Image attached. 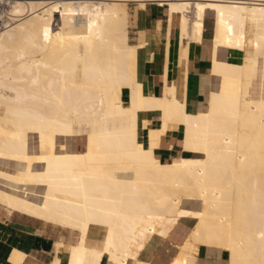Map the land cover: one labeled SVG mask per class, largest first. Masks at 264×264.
<instances>
[{"label":"bare ground","instance_id":"obj_1","mask_svg":"<svg viewBox=\"0 0 264 264\" xmlns=\"http://www.w3.org/2000/svg\"><path fill=\"white\" fill-rule=\"evenodd\" d=\"M9 1L16 23L0 32V206L76 231L67 264H149L136 260L148 240L186 218L195 221L172 264H198L200 246L226 254L225 264H264V94L250 93L259 67L245 54V25L264 26V0L139 1L166 6L169 24L178 16L184 72L170 81L165 62L156 96L136 79L143 44L129 43L119 1L40 9L38 0ZM191 43L210 48L206 104L195 113L185 100ZM177 129L187 156L162 163L154 152ZM182 200L198 201L200 211ZM90 230L98 242L87 240Z\"/></svg>","mask_w":264,"mask_h":264},{"label":"crops","instance_id":"obj_2","mask_svg":"<svg viewBox=\"0 0 264 264\" xmlns=\"http://www.w3.org/2000/svg\"><path fill=\"white\" fill-rule=\"evenodd\" d=\"M143 7L141 8L140 4H134L131 10L128 19V41L131 45L143 44L137 50L136 79L143 85L147 94L156 96L161 93L165 62L170 81L177 80L184 69L181 73L178 67L179 43L178 37L174 38L173 29L175 18L173 17L169 24L166 6L160 7L156 2H145ZM168 26L170 28L167 35ZM167 44L169 45L166 46ZM191 44L188 50V91H186L185 100L187 110L195 113L205 108L204 101L206 104L210 48L197 43ZM180 142V130L170 131L162 137L159 147L155 150L156 158L162 163H167L179 156H187L182 152ZM77 146L81 149L83 143L78 142ZM187 210L195 212V205ZM193 224L192 220L179 219L161 226L138 253L136 260L149 264H172ZM88 235L87 240L99 241L100 236L96 230H90ZM76 241L77 237L70 230L45 224L17 212H7L0 206V264H13L10 260L12 256L21 257L19 264H52L55 259L59 264H67V248L74 245ZM59 244L62 246L58 247ZM225 255L220 253L217 257L208 254L200 246L196 259L199 264H208V262L214 264L216 261L219 264H225ZM134 261L128 260L127 264H134ZM101 264H106L105 258Z\"/></svg>","mask_w":264,"mask_h":264},{"label":"rangeland","instance_id":"obj_3","mask_svg":"<svg viewBox=\"0 0 264 264\" xmlns=\"http://www.w3.org/2000/svg\"><path fill=\"white\" fill-rule=\"evenodd\" d=\"M3 1H6V2L3 3ZM3 1H0V32L4 30V26L6 25V23L9 22L7 24V25H9L13 21V19L11 20L12 17L9 19V16L12 14V12H11L12 10L11 9H12L13 4H10L9 2H11V1H9V0H3ZM78 1L89 2V0H78ZM97 1H99V0H95V1L94 0H90V2H94V3L97 2ZM117 1H119V3L122 6L125 5V7H126L127 15H126V19L125 20H126L127 29H128V19H129V15L131 13V10H133L134 4H139V1H141V0H117ZM33 2H34L35 6L32 4L33 5L32 7H36V9H40V8H42V5H43V7H47V6H49V3L51 5H53L55 2H59V0H38V1H33ZM191 2H194V1L191 0ZM24 11H26L25 8H24ZM193 12H194L193 9H191L190 13L188 14V17H189L188 19H189L190 23H191V21L193 19V16H194ZM174 18H175V20H174V24H173V29H174V38H176L177 37V33H178V16L175 15ZM15 19H14V21H15ZM58 19H60L59 14H55L54 18L52 20V26H53V29H55V30L60 27V23L61 22ZM9 20H11V21H9ZM14 23H16V22H14ZM249 24L250 23H248V24L246 23V25H245L246 36L249 37V38H247L246 45H245V54H247L251 58L255 56V58H256V60L258 62V67H259L258 78H257V80L255 81V83L253 84V86H252V88L250 90V93L252 94V96L254 98H256L258 96L259 90H261V94L262 93L264 94V73H262V68H263V63H264V42L260 43V46L257 45V47H255L252 42H253L256 34L264 32V26H261L260 24H258V25H255V24H250L249 25ZM212 30H213V13L212 12H206V14H205V22H204V32H203L204 39H210L211 38ZM263 35H264V33H263ZM248 41H250V42L247 43ZM178 53H179V48H178ZM207 90H208V79H207V84H206V91ZM124 99H126L125 96H124ZM204 105H205V101H204ZM1 109H2V106L0 105V112H1ZM75 125L76 124H74V126ZM173 160H175V159H173ZM194 205H195V208H196V212L200 211L201 206H200L198 201H196V200H191V201L190 200L189 201L188 200H182L183 209H187L190 206H194ZM5 210L7 212H13V211H9L7 209H5ZM186 219L195 221L193 218H186ZM37 220H39V219H37ZM39 221H41V220H39ZM41 222H43L45 224H50V223L44 222V221H41ZM50 225L59 227V226L54 225V224H50ZM59 228H62V227H59ZM62 229H66V228H62ZM67 230H70L71 232H74L75 237H77V241L74 244V245H76L78 243V240H79L78 233L76 231L71 230V229H67ZM225 259H226V257H225Z\"/></svg>","mask_w":264,"mask_h":264},{"label":"snow or ice","instance_id":"obj_4","mask_svg":"<svg viewBox=\"0 0 264 264\" xmlns=\"http://www.w3.org/2000/svg\"><path fill=\"white\" fill-rule=\"evenodd\" d=\"M185 146H186V147L188 146L187 142H186V145H185ZM192 150H193V151H202L203 149H202V148H199V147H195V146H193V147H192ZM262 238H264V233H262ZM208 264H213V262H208ZM214 264H219V262L216 261V262H214Z\"/></svg>","mask_w":264,"mask_h":264}]
</instances>
